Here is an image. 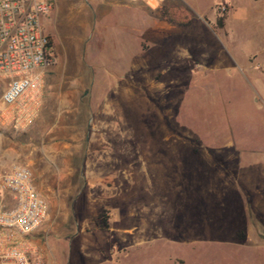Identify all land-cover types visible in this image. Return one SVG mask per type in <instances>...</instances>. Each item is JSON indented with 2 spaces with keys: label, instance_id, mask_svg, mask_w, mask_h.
Segmentation results:
<instances>
[{
  "label": "rangeland",
  "instance_id": "1",
  "mask_svg": "<svg viewBox=\"0 0 264 264\" xmlns=\"http://www.w3.org/2000/svg\"><path fill=\"white\" fill-rule=\"evenodd\" d=\"M48 1L41 97L72 104L20 117L3 168L46 198L44 264H264V0Z\"/></svg>",
  "mask_w": 264,
  "mask_h": 264
},
{
  "label": "built area",
  "instance_id": "2",
  "mask_svg": "<svg viewBox=\"0 0 264 264\" xmlns=\"http://www.w3.org/2000/svg\"><path fill=\"white\" fill-rule=\"evenodd\" d=\"M50 9L48 0H0V106L15 105L28 93L37 95L43 72L55 64L42 24ZM46 215V198L28 166L13 164L0 172V264H44L30 235Z\"/></svg>",
  "mask_w": 264,
  "mask_h": 264
},
{
  "label": "crops",
  "instance_id": "3",
  "mask_svg": "<svg viewBox=\"0 0 264 264\" xmlns=\"http://www.w3.org/2000/svg\"><path fill=\"white\" fill-rule=\"evenodd\" d=\"M63 72V69H59L57 65L51 66L49 68H47L44 72H43V84L44 83H53L55 81H57L58 75L61 74ZM4 81L2 79H0V86H1V91L3 89L2 85H3ZM69 85L67 86L68 93H63L62 96H57L55 98H53V107H46L44 108V105L48 103H50L49 101H45L43 97H41L42 91L40 89L39 93L37 95H33V94H26L24 95L17 104L15 105H11V106H6L8 107V109L10 110V113L8 114V117H13L15 116V124L12 125V130L8 131V133H4L2 134L0 132V141H2V138L7 141H9V137L10 138H14L15 141L10 144L8 146V149L6 151V153L4 154V160L1 159L0 160V172L3 171V168L6 164L9 163H13L15 161H17L18 159H20V156H18V152L17 151H13L12 147H15L16 145V134H19V132L16 133V124H18V121L20 119V117H22L25 114H28L27 112H35L37 110V115L39 116H43L44 111H48L50 113L53 114L55 119H59V118H65L66 113L63 112L65 111L69 106H71L72 101L71 99L67 100V96L69 95V97L71 98L72 96V89L71 88V83H68ZM42 88V87H41ZM1 93V92H0ZM68 94V95H67ZM4 107V106H2ZM4 120L6 119H2L1 124H4ZM1 126V125H0ZM7 126V125H6ZM5 127V125H4ZM27 166V165H26Z\"/></svg>",
  "mask_w": 264,
  "mask_h": 264
},
{
  "label": "trees",
  "instance_id": "4",
  "mask_svg": "<svg viewBox=\"0 0 264 264\" xmlns=\"http://www.w3.org/2000/svg\"><path fill=\"white\" fill-rule=\"evenodd\" d=\"M159 11H160V14H161V18L163 20H166V21H171L173 20V17H171L170 15H168L165 11H164V7H160L159 8ZM183 19V23L186 24L187 22V18H186V14L183 13V16L181 17ZM223 16L220 15V16H216L215 17V26L216 27H221L222 26V20H223ZM100 223V227L101 228H105L106 227V216L104 215L101 220L99 221Z\"/></svg>",
  "mask_w": 264,
  "mask_h": 264
}]
</instances>
